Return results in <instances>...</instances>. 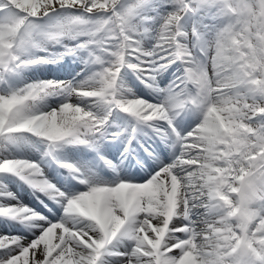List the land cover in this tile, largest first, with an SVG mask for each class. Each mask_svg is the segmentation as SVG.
I'll return each mask as SVG.
<instances>
[{"label":"snow or ice","instance_id":"snow-or-ice-1","mask_svg":"<svg viewBox=\"0 0 264 264\" xmlns=\"http://www.w3.org/2000/svg\"><path fill=\"white\" fill-rule=\"evenodd\" d=\"M168 3L147 48L152 0H0V174L20 177L64 209L52 220L11 203L15 193L0 182V216L39 229L31 239L0 233V264H264V0ZM205 13L218 23L189 32L185 18ZM82 52L96 66L83 79L12 83L34 65ZM176 61L183 74L161 88L159 73ZM127 69L160 93L159 102L126 88ZM50 97L62 102L45 110ZM186 109L201 119L182 133L174 120ZM113 110L162 137L174 133L179 154L142 182L101 181L58 160L66 145L98 149L119 135H108ZM30 136L85 190L65 192L39 163L14 158L13 147Z\"/></svg>","mask_w":264,"mask_h":264},{"label":"bare ground","instance_id":"bare-ground-1","mask_svg":"<svg viewBox=\"0 0 264 264\" xmlns=\"http://www.w3.org/2000/svg\"><path fill=\"white\" fill-rule=\"evenodd\" d=\"M150 16L156 18L155 13L151 14ZM159 25H160V23L155 22V20H154V22H150L147 25V27L150 29V32L144 38V44L145 45L147 44L148 46H151V47L153 46V44L155 43L154 37H155V35H156V33H157L158 29H159ZM150 39H151L152 42L150 41ZM151 47H149V48H151ZM54 51H59V50H54ZM84 54H85V52H84ZM82 57H80V58H82ZM76 60L77 59L74 56H66V58H64L62 61H60L58 66L59 67H65L66 66V67H69V68H74V72H79V68H81V67H85V66H86V68L88 67V65H86L84 63H80V65L76 66L75 65ZM176 62L171 64L167 69H165L164 71H161L159 73L160 76H162L164 74L165 76L168 75L169 76L168 78H170L167 81V83L164 85L165 88H167L171 83L176 81L177 78L179 77L178 71L176 70L178 68V63H176ZM43 66L44 65H39V68L40 69H45V67H43ZM46 68L47 69H53L54 65L50 64V65L46 66ZM165 72H168V74L165 73ZM124 79H127L126 75H123V80ZM124 82L126 84H128L127 81L124 80ZM142 83H143V85L146 84L143 81H142ZM134 87L135 86L126 87V88L131 89L132 93L135 95V90L138 89V88L134 89ZM154 90L155 89L150 88L146 84L147 93H149V91L154 92ZM61 102H62V98L61 97H54V98L50 97L47 100V102H46L45 110H48V109H50L52 107H56ZM112 113L114 114L115 117H124L125 116V115L123 116L119 112H113L112 111ZM127 115L130 116L129 114H127ZM199 116H200V114L195 112L194 110L186 109L181 114H179L176 117V119L174 120L175 127L177 129L180 128L179 131H181L182 133L183 132H187L188 130H186V129H189L190 126H194L195 127V124H198L200 122L201 117L199 118ZM132 121H133V124H134L135 120L133 118H132ZM134 125H135V127H137V131L138 132H139V130L143 131L140 128V125H136V124H134ZM137 131L135 133V137L138 139L139 134H138ZM121 133H123V132H121ZM145 135H147V136H145ZM145 135H143V137H142L143 139L149 138L147 133ZM159 138H160L161 143L163 144L165 150H168L169 152L172 151L170 153V155L168 156V160H166V162H165L167 164L171 163L176 158V156L179 154V145L175 144V134L173 133L170 137H167V138L162 137L160 135ZM118 139L119 138L117 136L115 138H113V139H109L111 141L108 140L106 143L103 144V147L105 149H107L110 153H112L117 159H121V158H124V156L126 155V151L123 150V146L122 147H120L119 145L115 146V144H118V142L122 143ZM170 142L171 143L174 142V145H176V146L174 148H170V146H169ZM34 143L39 145V144H41V141L39 140V138H36L34 140ZM65 147H66V149H68V151H69L68 153L69 154L75 155L82 162H84L86 166H87V163L91 164V163H93V161H96L99 158V157L93 156L92 154L86 156L85 154H83V152L86 151V150L81 149L80 147L75 146V145L64 146L63 153H65ZM18 153L22 154L23 157H29L28 155H32V154H33V157H35V158H37L39 156V152H36V150H35V153H32V152H30V150L28 151L26 149H21L20 148ZM14 154H16V152L12 151V156H14ZM159 158L161 159V157H159ZM40 162L43 163V166H41L43 171L46 172V173H49L51 175V177L57 181L58 185H61V186L64 185V187L68 188L69 190H73L75 192L83 191L81 189L82 188V184L77 179H75L73 177H70V176H67V175H63L59 171H57L56 166L54 165L53 161L48 159V160H43V161L41 160ZM88 170H90V172L93 173L96 178L102 177V176L96 175V173L93 172L90 169V167H88ZM107 174H108V175H106L107 179L109 181H112V182H116L117 180L121 179L123 176H126V177L127 176L128 177L131 176L132 177L131 181H133V182H142V181L147 180L149 178V177H145L143 179H140L138 177V176H143L144 175V171L141 169V167H137L135 169H130L127 173L120 172L119 177H116V174L112 173V172L111 173L108 172ZM1 176L3 178L0 177V182H2L4 185H6L8 190H10L11 192L15 193V196H16L17 199H20L19 202H16V201H9V202H11V203H20L22 201L21 199H27V200H29V203H27L26 205H28L29 207L35 209L38 212L44 210V212H41V213L43 215L47 216L48 218L52 215V212H56L54 214V216H57V218L54 219V220H58V219H60L61 217L64 216V209L63 208H62V211L56 209L55 207L53 208L54 210L51 211L52 208H49V207H46V206L43 209L42 205L39 203V200H38L39 198L34 194L36 191L35 192L28 191L26 188H25V190H21L18 187V182L10 181L9 178H8L9 176H7V174H1ZM37 190H38V193H39V195L41 197H44L45 199H50V196L46 192L41 191L40 189H37ZM51 200L54 201L53 199H51ZM52 218H55V217H52ZM23 224H25V223H22V222H20L18 220L9 219V218L5 217L4 219L0 220V233H7L8 231H10L8 234L22 235V236H25L26 238L31 239L32 236H28L27 234H24L23 232L20 231L21 230V225H23ZM17 225H19V227Z\"/></svg>","mask_w":264,"mask_h":264},{"label":"rangeland","instance_id":"rangeland-1","mask_svg":"<svg viewBox=\"0 0 264 264\" xmlns=\"http://www.w3.org/2000/svg\"><path fill=\"white\" fill-rule=\"evenodd\" d=\"M152 4H153V7L152 8H150L149 10H148V12H147V15H151V14H153V13H155V15H156V18H155V22H157V23H161V20H160V17L161 16H163V15H165V14H167V12L168 11H170L171 9V4L170 3H168V0H152ZM160 16V17H159ZM195 23H202V24H204V25H207V26H213V25H215V24H217L218 23V20H214L213 18H212V16L211 15H209V14H207V13H205V14H203L201 17H186L185 18V24H186V29L190 32L191 31V28L193 27V25L195 24ZM150 41H151V39H150ZM152 42V41H151ZM145 45V44H144ZM145 47H147V48H149V47H151V46H148L147 44L145 45ZM59 51H61V50H59ZM85 56L87 55V53L85 52V54H84ZM83 55V57H82V59L85 57ZM66 58V57H65ZM77 60L76 61H78L79 59H80V57H75ZM80 63H84V59L82 60V62H80ZM176 63H178V61L176 62ZM85 64V63H84ZM78 65H80V64H78ZM48 66V65H47ZM181 66H184L182 63H178V68L176 69L178 72L180 71V67ZM43 67H45V69H46V66H43ZM66 67V66H65ZM84 68H86V67H81L80 68V72H76V74L75 75H73L72 76V74H73V69H65V70H58V71H52V72H49V71H46V72H42V73H40L39 75H36V74H34V73H32L33 74V79L32 80H40V79H42V78H44V76H48V78L49 79H58V80H72L73 78H75V79H83L86 75H88V73L90 72V71H94L95 70V68H96V66L95 65H88V67L85 69V70H83ZM93 68V69H92ZM27 70H25V72H26ZM132 70L131 69H127V70H123V73H122V76L123 75H126V77H127V79H124L125 81H127V83L128 84H126L125 82V85H128L129 87L131 86V85H135V87H134V89L135 88H138L137 89V91H136V93H135V96H138V97H141V96H144L143 98H146V99H148V100H150L149 99V97H147V96H145L147 93H146V84L144 85V87L142 86L143 84H141V82L140 81H138V80H135L134 78H139L138 76H137V74L135 73V72H132L131 73V75L129 74L130 72H131ZM165 73H167L168 74V72H165ZM79 74V75H78ZM133 76V77H132ZM165 75L163 74L162 76H160V75H158V77H157V80H160L159 81V83L162 85V84H166L165 82L168 80L167 78H168V76H165ZM25 82H23V84H24ZM13 84H15L16 86H20L19 84H20V82H18V84L17 83H13ZM131 84V85H130ZM159 85L161 88H165V86L164 85ZM153 94V96H155V97H157V99H161V95H160V93H158L157 91H155L154 90V92H152V91H149V93H148V95H152ZM160 95V96H159ZM52 98H54V97H52ZM73 101L74 102H77L76 101V99L75 98H73ZM152 102H154V100L152 101ZM158 102V101H157ZM93 110L94 111H96V112H98V114H103V109L101 108V107H96V108H93ZM113 112H119L120 114H122L124 117H126L128 120L127 121H122V123L124 124V125H126L127 124V122H128V124L126 125V126H128L129 124L131 125L132 124V126H131V128L133 127V121H132V118L130 117V116H128L126 113H123V112H120V111H118V110H113ZM112 117V116H111ZM201 116H199V118H200ZM110 118V117H109ZM112 119H113V117H112ZM109 121H111V118L109 119ZM116 123H118L119 121H120V119H115L114 120ZM126 122V123H125ZM196 125V124H195ZM135 126V125H134ZM143 125H140V128L142 129L143 127H142ZM161 126H163V125H161ZM115 128H114V126L112 125V123H110L109 124V128H108V131H110V130H114ZM150 130H152L153 131V134H158V132L155 130V129H153L152 127H150ZM128 131L129 130H127L126 132H125V134H123V136H122V139H124V138H126V136L128 135ZM138 132V131H137ZM146 133H149V130L147 129V131H146ZM138 134H139V137H138V141L140 140V139H143L142 137H143V135H145L144 133H143V131H140L139 130V132H138ZM108 135H112L111 133H109L108 132ZM145 136H147V135H145ZM149 136V135H148ZM159 134H158V142L157 143H155V142H151V140H150V138H145V139H143L148 145H149V147L147 148V151L150 153V155L152 156V159H151V161H152V163H156V162H158V161H160V164H164L165 162H166V160H168V156L170 155V153L171 152H169L168 150H165V148H164V146H163V144L161 143V140H160V138H159ZM30 138V140H35L36 139V137H33V136H30L29 137ZM32 138H34V139H32ZM121 139V140H122ZM122 143H125V142H122ZM26 144V143H25ZM66 146H68V145H66ZM169 146H170V148H174L175 147V145H174V142H170L169 143ZM19 150H20V148H18ZM19 150H15V152L16 153H18V151ZM45 150H46V145L44 144L43 146H42V149H41V152H42V155H43V153H45ZM13 151V150H12ZM69 151H68V149H66V147H65V153L66 154H69L68 153ZM168 152V153H167ZM18 154H20V153H18ZM90 154V153H89ZM33 155V154H32ZM70 155V154H69ZM44 156V155H43ZM14 158H19L20 156L19 155H14L13 156ZM159 157H161V159L159 158ZM145 162H146V160H145ZM165 164H167V163H165ZM60 172H64V169L63 168H57ZM62 169V170H61ZM9 177V180L10 181H16L17 182V180H15V177L14 176H12V175H8ZM0 177H1V175H0ZM11 178V179H10ZM53 182V181H52ZM22 185V184H21ZM67 192H71V191H67ZM52 198L50 197V199L49 200H51ZM42 201H43V203H45V204H48V203H46V202H49L50 203V201L49 200H47L46 199V201H44V199H41ZM16 201V200H15ZM23 203H25L24 201H23ZM39 203H40V201H39ZM41 204V203H40ZM54 209L52 208V210L51 211H53ZM61 211H62V209H61ZM56 212H52V215L49 217V219H52V220H54V219H56L57 218V216H54V214H55ZM1 217H3V216H0V220H2V219H4V218H1ZM52 217H55V218H52ZM18 227H19V225H17ZM20 231H22V232H24L25 234H27V235H30V236H34V234H36V233H38L39 232V229H31V228H29L28 226H22L21 225V230ZM8 234V233H7ZM31 238H34V237H31Z\"/></svg>","mask_w":264,"mask_h":264}]
</instances>
